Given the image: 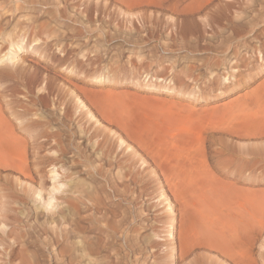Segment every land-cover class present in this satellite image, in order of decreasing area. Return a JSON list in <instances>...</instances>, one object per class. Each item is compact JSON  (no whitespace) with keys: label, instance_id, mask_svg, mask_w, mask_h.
<instances>
[{"label":"rangeland","instance_id":"rangeland-1","mask_svg":"<svg viewBox=\"0 0 264 264\" xmlns=\"http://www.w3.org/2000/svg\"><path fill=\"white\" fill-rule=\"evenodd\" d=\"M78 1L48 0L47 3L43 4V0H38L35 2H40L39 4L42 3L41 5L37 3L36 6L34 2L31 4V6L34 5L31 12H23L24 15L21 13L24 17L31 16L33 18L35 24L33 25V21L31 23L34 27H43L44 24H50L51 26H49L53 27L51 29L49 27L50 30L47 25H44V27L47 26L50 32L56 29L52 34L47 32V36L52 35L49 40L53 45L61 40V46L55 45L53 47L56 50L53 56L54 59L50 58V61L47 62L40 54H18L21 61L26 62L30 66L29 69L33 73V76L38 74L41 77L43 76L41 82L38 84L39 86L37 85L33 90V95L25 97L24 94H20L19 98L23 99L26 103L28 101L33 103L37 98L36 96L40 98L41 96L49 97L48 102H40L42 106L38 103L40 104L39 106H31L30 109L34 113H32L33 115L40 116V118H37L43 121L48 119L47 122L51 124L49 127L52 126L49 130L54 133L56 132L55 137L57 139H50L45 144L46 151L41 152L43 155L46 153L45 155L52 158L53 162L42 163L43 167L39 166V168H44L43 171L41 170L39 173L34 171L33 165L35 162L30 157V161L27 164L31 167H28V171L29 169L32 171L30 179L28 177L25 178L26 176L20 173H17V175L10 172L12 176L10 173H3V175H8L9 181H4L0 188H7L8 186L4 185L6 182H8V185H13L16 181L17 185L15 183L14 185L17 186L15 189L17 196L15 193H13L14 195L11 194L12 191L9 192L7 190L10 187L5 191L2 189L4 196L9 197V193L10 196L12 195V198H8L11 204L4 197L9 203L5 204L7 202L3 198V209L5 211L2 212L3 217L0 221H3L2 223L7 225V229L8 227H10L9 230L13 229V233L16 234L17 232L16 236L13 234V238L11 237V244L15 241L14 237L17 241L19 239L18 242L16 241L18 245L15 242L17 246L14 244L12 247V249L16 248L13 253L14 255L12 254L13 257L10 255L8 260L6 258L3 259V264H69L71 261L74 264L76 260L74 257L75 255L77 256V251L74 249V251L68 252L70 250L69 247H72L71 244H67L64 238V240L60 239L63 237L60 230L64 228V220L61 226V221L59 223L55 221L51 225L49 224V215L52 216V213L49 211L50 209L47 210L49 211L47 214V211L43 207L40 208L43 200L38 202L40 200L38 197H35L37 196L35 193L40 188L42 191H45H43L44 194L46 193L44 196L39 191L41 192L42 199H49L53 192L54 197L52 196L51 198H54L53 201L57 198L56 204L60 200H62L63 206L68 204L67 208L71 209L60 205V208L59 206L58 208L55 207L57 210H53L52 212L56 214V211H58L59 214L61 213L64 216L65 211L68 212L69 210L68 217H70L71 225L74 222V226L77 222L76 225L78 227L76 225L74 227L79 228V231L80 228L85 230L93 227L94 224L92 222L98 218L103 223H100V225H105L107 222L101 220L102 218L100 219L103 216L104 210L108 209L107 211L115 215L116 220L120 218V213L125 209L128 210L130 216L128 223L129 235L132 240L141 242V247L144 249L142 254H132L128 259V264H155L159 261V255H156V253L162 254L161 251L165 250L166 247L162 246L156 249V252L153 250L154 248L152 249V243L148 242L154 240L156 244L162 242L164 237H167L164 233L167 231L166 229L169 230L171 224L169 220L172 217H169L171 213L166 211L168 210L166 208L168 204L172 206L173 215L176 216L175 219L177 220H175L174 224L176 234L173 237L172 235L168 236L166 243H173L175 244V248L177 247L176 250L178 249L180 243L178 231H181L182 227L183 230L188 228L190 214L187 210L181 209V202L177 199V194L175 195L174 192L182 187L189 188V184L188 186L185 184L190 181L193 172L199 170L200 167L203 169L206 167L214 176L221 180L223 179L224 185L228 184L226 186L228 191H230V188L232 192L234 191L233 193H238L236 202L240 198L241 200L242 198L245 199L242 195L244 191L248 194V197L249 191H251L250 196L255 198L257 203L264 208V200L262 201L264 199V145H262L264 144V126H261L256 131V134L253 135V131H250L252 129L249 123L239 117L243 113L261 114V110L253 104L251 95L255 90L264 86V0H200L202 5L206 6L207 4L205 12L214 10L215 8L218 12L219 9L221 11L222 8L224 9L222 14H220L221 11L219 12L222 19L219 18V15L218 17H212L210 21L212 24L210 23L209 26L202 29L195 28L187 16L183 17L171 10L174 8L173 6L183 8L194 5L199 0ZM209 6L211 7L208 8ZM44 9L47 12L53 11L54 13H50L57 16L52 14V16L41 17L43 11H45ZM60 13L64 15H59ZM65 13L68 15L66 16ZM214 19L215 21H213ZM19 20L21 22L23 18ZM174 21L177 25L174 24ZM170 23L174 24V27ZM236 23L241 25L238 26L239 24ZM185 25L192 34L188 33ZM18 29L17 31L20 30ZM22 30L25 31L26 29L21 28L20 33L23 32ZM203 30L206 33H203ZM39 31L40 29L37 32ZM31 33L28 34L31 37L29 38L34 39L33 32ZM57 33H60L61 36L59 37ZM34 34L37 35H35V39H38V45L43 44L44 39L45 41L47 40L42 34ZM40 36L43 37V41L42 37L39 38ZM48 42L47 40L45 43ZM61 47H64V51H57ZM90 48H92V52L89 50ZM94 48L98 51L97 55L93 52ZM81 54L86 57L80 56ZM87 58L92 61L88 62ZM98 78L103 79V81L97 82L96 79ZM46 81L50 84L46 83ZM43 85L47 88L46 92L41 90L43 89ZM59 92H62V94ZM48 93H50V96ZM60 96L62 97L60 98ZM71 96L74 101H71ZM52 98L54 99L52 100ZM78 98L82 104L79 103ZM61 102H63L62 105ZM57 106L59 107V112L58 110L56 111L58 109ZM53 107L56 108L54 114ZM47 108L49 110L51 108L52 112L49 113L50 111H47ZM62 108L65 110L68 108L69 110L65 111ZM239 108L244 111H241ZM35 109L37 112H35ZM16 110L22 112L25 109L17 106ZM31 112L29 111V115ZM64 115L68 116V118ZM56 116L58 119L63 116L62 119L66 122L58 120ZM53 118L56 121L52 120ZM238 120L240 122L242 120V122L240 123ZM243 122L247 124L245 125ZM240 126L244 128L242 129ZM232 132H234L233 135H231ZM58 133L59 137L63 138V142L61 139H58ZM19 135H23L27 141L32 138L28 133L21 132ZM177 169L181 171H178V174L180 173L179 176L182 173H187L189 170L188 176L190 177L187 176L188 179L185 178L186 174L185 176L182 175V178L176 177L178 175L176 174ZM190 171L192 175H189ZM166 173L170 174V176ZM33 176L35 177L33 178ZM166 177L171 179L168 180ZM32 178L36 180L33 182ZM53 178L57 179V182L54 181L56 182L55 184L53 183ZM13 179L18 180L14 181ZM183 181L185 184L183 183L180 186L179 184ZM174 182L177 183L175 184ZM60 183L63 185L61 184L62 189L58 190V193L57 191H50L51 187L53 190V186L56 185L58 187ZM40 184L41 186L43 185V189L39 187ZM124 184L126 185L123 188ZM23 189L25 190L23 191ZM88 189L94 192H90ZM46 190L49 191L47 192ZM73 190L75 195L73 194L74 192L72 193ZM78 190L80 191L76 192ZM88 191L89 194L92 193L94 195L92 196L91 194L88 197ZM157 191L161 194L159 193L158 195ZM70 193L71 196L69 195ZM79 193L85 195V198L81 196V198L83 197L82 199H85L84 201L91 197L92 199L97 197L98 200L96 201L95 199L93 203H100V208L96 204L99 208L98 213H100L94 215V212L91 210L93 203L91 205L87 201L82 208H85V204L86 206L88 205L89 212L81 210L78 206L79 209L77 207L78 204L74 205V207L73 204L76 202H73L74 200L69 201L68 199L71 197L72 199L76 198V196L80 195ZM31 194L34 195L32 196ZM253 194L261 196V198L257 199ZM64 196L69 197L67 201ZM166 197L168 198L166 199ZM186 197L189 198L191 196L187 193ZM16 198L19 201H16ZM13 199L15 200L13 201ZM11 200L15 203L19 202V204H13ZM21 200L25 203L23 205L28 204V207L24 206L21 208L23 203ZM56 204L54 203L53 205L56 206ZM162 204H165V206ZM79 205L81 204L79 203ZM7 206H10L11 209L7 210L9 208ZM14 206L22 210L17 209L16 211ZM76 207L80 211L75 209ZM30 210L31 213H29ZM72 210L74 212L76 210V212L74 213ZM18 211H23V214H20L17 223H13V217L19 213ZM26 211L27 216L24 213ZM81 211L84 212L81 214ZM262 211L264 210L262 209ZM154 212L157 216H154ZM71 214L74 217L78 215V218L75 217L73 219ZM90 214H93L96 218L94 217L93 220L90 218ZM46 215H48L47 218H45ZM258 215L261 217H258L261 221L257 219L258 224L260 222L263 224L260 223L259 227L256 224L258 232V234L256 233L257 240H255L256 244L252 245L250 250L253 256H255V264H263L264 213L260 212ZM80 217H88L86 219L88 222L80 220ZM12 218L13 220L11 221ZM54 218L55 220L57 219V217ZM45 219L49 221L46 222ZM77 219L78 221L80 220L79 224ZM26 221L30 222L27 223ZM41 221L42 224H45V222L46 225L49 224L47 227L51 225V228H47L48 230L44 229L41 226ZM33 222L35 225L32 224ZM36 224L40 225L41 228ZM55 226H58L56 229L59 228L58 231L56 230L57 232L52 231ZM260 227L263 228V231ZM76 228H72L74 232ZM53 232L59 233L58 236L62 237L57 238V235ZM74 232L73 234H76ZM18 234L19 237H22H17ZM85 235L88 237H98L97 234L89 232L85 233ZM75 236L74 239L76 240ZM74 239L72 238L71 240ZM2 240L0 241V252L4 253L11 250L8 248L9 244L6 247V242L4 241L5 245L1 246V244H4ZM71 242L74 243L73 241ZM64 243L68 246H64ZM176 250V264H189L190 262L191 264H196L193 256L185 259V261L189 260V263L184 260L181 261L182 259L180 260L179 257L180 252H176ZM196 252L201 254V251ZM102 255L109 257L112 262L115 260L108 252L102 253ZM71 256L74 257L70 261ZM212 257H215L220 264L229 263L224 262L222 257L216 255H212ZM201 258L204 259L203 256Z\"/></svg>","mask_w":264,"mask_h":264},{"label":"bare ground","instance_id":"bare-ground-1","mask_svg":"<svg viewBox=\"0 0 264 264\" xmlns=\"http://www.w3.org/2000/svg\"><path fill=\"white\" fill-rule=\"evenodd\" d=\"M35 1H38V0H0V36H4L6 34H11L13 39L16 41V48L15 49H10L8 43H5L4 41L0 40V59H2L3 61H7L9 63H11L13 65V67L9 68V67H0V186H2V183L4 181H9V178H8V175H5L6 173H20L22 174L23 176H26L25 178H31L32 176V171L31 169H29L28 171V167L29 165L28 164V161H30V157L33 159V161L35 162L34 163V168H35V172L39 173V171H43V169H40L39 166H42L41 165L42 163H53L52 162V158L48 157V155L46 156L45 154H41V152H44V150L46 151V143L48 141H50V139L52 140L53 138L57 139L55 136H56V132H52L49 130V122L46 121H43L40 118V116L38 115H33L34 113L31 112L32 110L30 109L31 106H34V105H40L41 101L42 103L45 101V102H48V98L49 97H38L36 96L37 100L35 99L33 101V103L31 102H25L23 101V99L21 100L19 98V95L20 94H24L25 97L26 96H29V95H33V90L35 89V87L41 82V77L39 74L38 75H34L33 76V73L31 72V70L29 69L30 66L24 62V61H21V59L19 58V55L18 54H21V53H32V54H40L43 59L47 61H50V58L52 59L53 56L55 55V52L56 50L53 48L55 45L56 46H61L60 45V41H58L57 43H55V45H53L51 42H50V38L52 35H49L47 36V32L49 33H53L56 31V29L53 30V32H50L49 30L53 27H50L51 25L50 24H44V25H47L48 26V29L50 27V29L48 30L47 29V26L44 27H34L32 26V21H33V18L31 16H27V17H24V13L23 12H27V11H32V8L34 7L31 6L32 3H34ZM46 1V2H45ZM54 1V0H53ZM78 1V0H77ZM202 1V0H201ZM200 0L196 2V4L194 5H189L187 7H183V8H179V7H175L173 6L174 8H172L171 10L175 13H177L178 15H182L183 17L184 16H187L189 19L188 20H191L192 23L194 24V27L195 28H199V29H202V28H205L206 26H209V24L212 22H210L212 20V17H218L219 15V12L221 11L219 9V12L216 11L215 9L214 10H211V11H208V12H205L206 11V7H207V4L206 6L202 5V2ZM43 4L47 3L48 0H43ZM79 2V1H78ZM90 2V1H89ZM36 3V6H37V3L39 4L40 2H35ZM42 4V3H41ZM39 4V5H41ZM87 4V3H86ZM89 4V3H88ZM204 4V3H203ZM213 4V3H212ZM221 4V3H220ZM58 5V4H57ZM84 5V4H83ZM217 5V4H216ZM225 5V4H224ZM70 6V5H69ZM72 6V5H71ZM85 6V5H84ZM92 6V5H91ZM67 7V6H66ZM65 7V8H66ZM211 6H209L208 8H210ZM226 7V6H225ZM224 7V8H225ZM59 8V7H58ZM73 8V7H72ZM214 8V7H213ZM43 9V8H42ZM49 9V8H48ZM212 9V8H211ZM45 10V9H44ZM70 10V9H68ZM73 10V9H72ZM57 11V10H56ZM65 11V9H64ZM67 11V10H66ZM222 11H224V9L222 8ZM222 11L220 14H222ZM50 12H53V11H49L47 12V10L43 11L41 17H47V16H52V14L54 13H50ZM58 12H61V11H58ZM205 12V13H204ZM23 15H22V14ZM56 13V12H55ZM68 13V11H67ZM71 13V12H70ZM203 13H204V16H203ZM28 14V13H27ZM26 14V15H27ZM64 15L63 13H60L59 15ZM66 14V13H65ZM31 15V14H30ZM54 15V14H53ZM68 14H66L67 16ZM80 15V13H79ZM78 15V16H79ZM202 15V17H201ZM20 16V17H19ZM54 16H57L56 14ZM77 16V17H78ZM220 16V15H219ZM59 17V16H58ZM57 17V18H58ZM82 17V16H81ZM91 17V16H90ZM23 18V20L20 22L19 19ZM79 18V17H78ZM77 18V19H78ZM89 18V17H88ZM221 18V16L219 17ZM36 19V18H35ZM34 19V20H35ZM81 19V18H80ZM92 19V18H91ZM216 19V18H215ZM215 19L213 21H215ZM222 19V18H221ZM79 20V19H78ZM171 20V19H170ZM218 20V19H217ZM169 21V20H168ZM172 21V20H171ZM182 21V20H181ZM222 21V20H221ZM35 21H33V25L35 24L34 23ZM46 23V22H45ZM176 22L174 21V24ZM183 23V22H182ZM172 24V23H170ZM172 24V27H174ZM190 24V23H189ZM192 24V25H193ZM217 24V23H216ZM222 24V23H221ZM236 24H239V23H236ZM235 24V26H236ZM38 25V24H37ZM50 25V26H49ZM169 25V24H168ZM177 25V24H175ZM187 25V24H186ZM185 25V26H186ZM241 24H239L238 26H240ZM42 26V25H41ZM188 26V25H187ZM187 31L188 33L192 34L191 31L189 32L188 28ZM191 26V25H189ZM237 27V26H236ZM21 28H23L25 31H23L22 33H20V30ZM40 31L37 32L39 29ZM55 28V26H54ZM57 28V27H56ZM191 28H193L191 26ZM209 28V27H208ZM17 29L19 31H17ZM37 29V31H36ZM59 29V28H58ZM183 29V28H182ZM190 29V27H189ZM206 31V29H204ZM203 30V33L205 32ZM209 30V29H208ZM211 30V29H210ZM186 31V30H185ZM194 32V30H192ZM197 31V30H196ZM202 31V30H200ZM33 32V36H34V39H30L31 37L28 35L29 33ZM34 33H38V34H42V36L44 35L45 38L49 41L48 43H45V39H44V43L45 45L42 46L43 44H41V42L43 41V37L40 36L39 38L42 39V41L40 42L41 45H38V39L36 40V34ZM197 33V32H196ZM195 33V34H196ZM199 33V31H198ZM202 33V35H204ZM206 33V32H205ZM32 34V33H31ZM30 34V35H31ZM59 34V37L61 36L60 33H57V35ZM110 34V33H109ZM201 34V33H199ZM28 35V37H27ZM36 35V36H35ZM180 35V34H179ZM39 36V35H38ZM110 36V35H109ZM30 37V38H29ZM107 37V35H106ZM27 38V39H26ZM203 38V37H202ZM213 38V37H212ZM57 39H59L57 37ZM200 39V38H198ZM197 41V39H195ZM63 45V44H62ZM95 45V44H94ZM81 46V45H80ZM89 46V45H87ZM92 47V46H91ZM96 47V45H95ZM66 48V47H65ZM85 49V48H84ZM51 50H53L51 52ZM64 51V47H61L59 48L57 51ZM87 50V49H86ZM91 52H92V48L89 49ZM60 51V52H61ZM82 51V50H80ZM50 52V53H49ZM90 52V53H91ZM93 52L98 53V51L94 48L93 49ZM106 52V51H105ZM64 53V52H63ZM31 54V55H32ZM61 54V53H60ZM80 54V53H79ZM78 54V55H79ZM84 54V53H83ZM83 54H81L80 56H82ZM107 54V53H106ZM64 55V54H62ZM85 55V54H84ZM83 57L85 58L86 56ZM89 56V55H88ZM80 58V57H79ZM78 58V59H79ZM94 58V57H93ZM54 59V58H53ZM72 59V58H71ZM56 60V59H55ZM61 60V59H60ZM76 60V59H75ZM75 60H74V64H75ZM88 62H91L92 60H90L89 58L86 59ZM53 61V60H52ZM34 62V61H33ZM49 63V62H48ZM52 63V62H51ZM55 63V61H54ZM56 63H58V61H56ZM67 63V62H66ZM77 63V62H76ZM51 65V64H50ZM89 66V65H88ZM91 66V65H90ZM34 68V67H33ZM65 69V68H64ZM47 70V69H46ZM45 70V71H46ZM44 71V70H43ZM73 71V70H72ZM185 74V73H184ZM95 78V77H94ZM227 80V79H226ZM97 82H102L103 79H96ZM95 81V82H96ZM48 81H46L47 83ZM45 83V84H46ZM49 83V82H48ZM50 84V83H49ZM262 84V83H261ZM53 85V84H52ZM39 86V85H38ZM263 86V85H262ZM59 89V87H58ZM41 90H44L45 92L47 91V88L45 85H43V89ZM49 90H50V86H49ZM48 90V91H49ZM253 90V88H252ZM39 91V90H38ZM61 91V90H60ZM41 92V91H40ZM39 92V93H40ZM43 92V91H42ZM37 93V92H36ZM44 93V92H43ZM51 93V91H50ZM48 93V95L50 94ZM60 94H62V92H59ZM53 94V93H52ZM51 94V96H52ZM65 94V93H63ZM72 94V93H71ZM249 94V93H248ZM252 94V93H250ZM34 95H38V94H34ZM50 96V95H49ZM59 96V95H58ZM64 96V95H63ZM68 96V95H67ZM73 96V95H72ZM72 96L70 97L72 99ZM75 96V95H74ZM21 97V96H20ZM24 97V98H25ZM62 96H60L61 98ZM77 97V96H76ZM251 98L253 100V104L256 106V108L260 109L261 110V114L260 113H256V114H250V113H243L242 115H240L239 117H241L242 120L246 121L247 123H249V126L251 127L252 130L250 131H253V135L256 134V131L258 129H260L261 126H264V86L260 89H257L253 92V94L251 95ZM35 98V97H34ZM57 98V96H56ZM59 98V100H60ZM66 98V97H64ZM26 99V98H25ZM24 99V100H25ZM54 98H52L53 100ZM79 99V98H78ZM27 100V99H26ZM51 100V99H50ZM58 100V101H59ZM67 100V99H66ZM57 101V100H56ZM62 101V100H61ZM71 101H74L73 99ZM77 101V100H76ZM242 101V99H241ZM250 101V100H249ZM53 102V101H52ZM67 102V101H65ZM69 102V101H68ZM40 103V104H38ZM50 103V101H49ZM77 103V102H76ZM79 103H80V99H79ZM63 104V102H61V105ZM82 104V103H80ZM45 105H47L45 103ZM51 105V104H50ZM49 105V106H50ZM54 105V103H53ZM59 106H61L60 104H57ZM17 106H21L23 109H25L24 111H17L16 110V107ZM42 106V104H41ZM55 106V105H54ZM231 106V105H230ZM58 107V106H57ZM227 107V106H226ZM43 108V107H41ZM56 108H52L53 110V114H54V111H55ZM64 109V108H62ZM68 108H66L67 110ZM240 109V108H239ZM257 109V110H258ZM36 110V109H35ZM47 111H50L49 113L52 112L51 108L50 110L47 108L46 109ZM58 110L59 112V107L58 109H56V111ZM65 110V109H64ZM62 110V111H64ZM65 110V111H66ZM69 110V109H68ZM67 110V111H68ZM241 110V109H240ZM243 110V109H242ZM241 110V111H242ZM256 110V111H257ZM29 111L31 112V114L29 115ZM42 111V110H41ZM61 111V112H62ZM244 111V110H243ZM247 111V109H246ZM37 112V110L35 111ZM46 112V111H45ZM250 112V111H249ZM240 113V112H239ZM40 114V113H38ZM59 115V114H58ZM52 116V115H51ZM65 116V115H64ZM236 116V115H235ZM31 117V118H30ZM33 117V118H32ZM39 117V118H37ZM54 117V116H53ZM63 118V116H61ZM66 118H68V116H65ZM70 117V116H69ZM237 117V116H236ZM43 118V116H42ZM47 118V117H45ZM44 118V120H45ZM57 118V116H56ZM62 118H57L58 120H63ZM71 118V117H70ZM238 118V117H237ZM54 120V118L52 119ZM57 120V121H58ZM67 120V119H66ZM70 120V119H69ZM68 120V121H69ZM232 120V119H231ZM237 120V119H236ZM241 120V122H242ZM56 121V120H54ZM67 121V122H68ZM239 121V120H238ZM50 122H52L50 120ZM64 122V120H63ZM66 122V121H65ZM64 122V123H65ZM240 122V121H239ZM240 122V123H241ZM61 123V122H60ZM246 123V124H247ZM238 124V122H237ZM243 124H245L243 122ZM245 124V125H246ZM68 125V124H67ZM65 125V126H67ZM242 127V126H240ZM247 127V126H246ZM244 127H242L243 129ZM240 129V128H239ZM66 130V129H65ZM236 130V128H235ZM68 131V130H67ZM231 131V129H230ZM229 131V132H230ZM239 131V130H238ZM240 131H242L240 129ZM246 131V130H245ZM261 131V130H260ZM28 133V135L31 138V140H26V138H24L23 135H19L20 133ZM71 132V131H70ZM68 132V133H70ZM237 132V130H236ZM228 133V132H227ZM234 132H232L231 135H233ZM243 133V132H242ZM55 134V135H54ZM238 134V133H237ZM235 134V135H237ZM246 134V133H245ZM249 134V133H248ZM259 134V133H258ZM244 135V134H243ZM242 135V136H243ZM251 135V134H250ZM263 135V134H262ZM256 136V135H255ZM258 136V135H257ZM58 139L60 140L61 137H59V133H58ZM68 137V136H67ZM70 137V136H69ZM84 137V136H83ZM81 137V138H83ZM63 139V138H62ZM61 139V141H62ZM70 139V138H69ZM84 139V138H83ZM68 140V139H67ZM61 141H59V143H61ZM69 141V140H68ZM58 142V141H57ZM63 142V141H62ZM72 142V140H71ZM70 142V143H71ZM259 142V141H258ZM261 143V142H260ZM73 144V142H72ZM71 144V145H72ZM55 145V144H54ZM67 145V144H66ZM65 145V146H66ZM70 145V146H71ZM76 145H78V143H76ZM264 145V144H262ZM68 146V145H67ZM49 147V146H48ZM59 147V146H58ZM244 147V146H243ZM60 148V147H59ZM246 148V147H245ZM61 149V148H60ZM250 149V148H248ZM254 149V148H253ZM64 150V149H63ZM246 150V149H245ZM63 152V151H62ZM61 152V153H62ZM83 152V150H82ZM95 152V151H94ZM243 152V151H242ZM241 152V153H242ZM48 153V152H47ZM51 153V152H49ZM54 153V152H53ZM97 153V152H96ZM262 153V152H261ZM264 153V152H263ZM52 154V153H51ZM92 154V153H91ZM52 155H55V154H52ZM51 155V156H52ZM252 155V154H251ZM56 157V156H55ZM88 159H89V156H88ZM91 159V158H90ZM58 160V159H57ZM161 160V158H160ZM158 161V160H157ZM57 162V161H56ZM31 164V163H29ZM46 165V164H44ZM50 165V164H49ZM48 165V166H49ZM92 165V164H91ZM31 168V167H29ZM33 168V167H32ZM94 168V167H93ZM194 168V167H193ZM202 167H200L199 170L193 172V175H192V172L189 174V175H192L191 177L188 176V172L189 170L187 171L186 174V177H190V181L188 183L185 184V180L183 182H181L179 185H183V183L185 185L188 186L189 184V188H180L178 191L174 192V194L176 195L177 199L180 200L181 202V209L183 208L185 211L187 210L190 214V224L188 223V228L187 229H184L183 230V227L181 229V231H178V236H179V247L178 249L176 250L175 248V244H168V242L166 243V241L168 240V236L172 235V237L176 234L175 232V228L174 227V224H175V219L176 216L173 215V209H172V206L170 204L167 205V209L166 210L167 212L169 211L171 213V215H169V217H171V221L169 220V222H171L170 224V228L169 230L166 229L167 231L164 233V235L166 234L167 237H164L162 240V242H158V243H154L155 241L152 240V242H148V243H152V249L155 250L157 252L156 249H159L160 247L162 246H165L166 249L161 251L162 254H157L156 255H159V261L155 264H176V255H175V250L176 252H180V260L181 261H185V259L189 256H193L194 258V262L196 264H220L219 261L216 260V258L212 257L213 256H219V257H222L223 261L224 262H229L228 264H255V256H253V254L251 253V250L250 248L252 247V245L254 246L255 243V240L256 239V233L258 234L257 232V227H256V224L257 226L260 225V222L261 220L259 218H261L258 214L260 212H263L262 209L264 210L263 206H261L259 203H257L256 199L253 198L252 196H250L251 194V191L250 194H249V197L247 196L248 194H244L243 192V197H245V199L240 198L239 201V204H238V201L236 202V197H237V194L233 193L231 191V189L229 188L230 191H228V189H226V185H224L223 183V179L221 180L220 178H217L216 176H214L210 170L206 169V167L202 170L201 169ZM185 169V168H184ZM189 169V168H188ZM192 169V168H191ZM196 169V168H195ZM94 171H98V170H94ZM167 171V170H166ZM178 171H180L179 169H177V173L178 174ZM194 171V170H193ZM100 172V170H99ZM181 172V171H180ZM183 172V171H182ZM3 173H5L3 175ZM10 173V175H11ZM31 173V174H30ZM44 173V172H42ZM94 173V172H93ZM101 173V172H100ZM55 174H57L55 172ZM167 174V173H166ZM180 174V173H179ZM176 175L177 176H179ZM185 174L182 173L183 176H185ZM18 175V174H17ZM39 175V174H38ZM54 175V174H53ZM95 175V174H93ZM98 176V174H96ZM168 175V174H167ZM182 175H180L179 177H181ZM12 176V175H11ZM10 176V177H11ZM22 176V177H23ZM40 176V175H39ZM42 176V175H41ZM96 176V177H97ZM170 176V174L168 175ZM241 176V175H240ZM35 176H33L34 178ZM95 177V176H94ZM33 182L36 180V179H33ZM154 178V177H153ZM168 178V177H166ZM165 178V179H166ZM182 178V177H181ZM180 178V179H181ZM28 179V180H29ZM171 178H168V180H170ZM176 179V178H175ZM188 179V178H187ZM12 180V179H11ZM14 181L15 180H18V179H13ZM53 180V183L55 184L57 182V179L55 180V178L52 179ZM154 180V179H153ZM183 180V179H182ZM31 181V180H30ZM56 181V182H54ZM155 181V180H154ZM167 181V180H166ZM19 182V181H18ZM32 182V181H31ZM152 182V181H151ZM171 182V181H169ZM15 185L16 184V181L14 182ZM13 183V185H8V182L4 183L5 186H8L10 188H0V219L3 217V213L5 210L3 209L4 208V202H3V198L6 197L4 196V193L3 191H5L6 189L10 192L12 191L11 194L15 193L16 195V187ZM130 183V182H129ZM155 183V182H154ZM175 183V182H174ZM177 183V182H176ZM175 183V184H176ZM20 184V183H19ZM59 184V183H57ZM62 183H60V185H58V187L56 185L53 186V190H52V187L50 188L51 192L52 191H57L58 193V190L62 189L61 185ZM114 184V183H113ZM170 184V183H169ZM53 185V184H52ZM126 184H124L123 188L125 187ZM178 185V184H177ZM175 185V186H177ZM15 186V188H14ZM113 186V185H112ZM4 187V186H3ZM21 187V185H20ZM19 187V188H20ZM28 187V186H27ZM32 187V186H31ZM39 187H42L43 189V185L41 186V184L39 185ZM23 188V186H22ZM21 188V190H22ZM69 188V187H68ZM74 188V187H73ZM162 188V187H160ZM172 188L174 189V187L172 186ZM235 188V187H234ZM2 189H4L2 191ZM34 189V188H33ZM83 189V188H82ZM114 189V188H113ZM156 189V188H155ZM172 189V190H173ZM244 189V188H243ZM19 190V189H17ZM25 189H23L24 191ZM32 190V189H31ZM37 190V189H35ZM68 190V189H67ZM72 190V188H71ZM87 190V189H86ZM90 192L92 190L88 189ZM159 190V189H158ZM162 191V189H160ZM236 190V189H234ZM41 191L43 193V191L41 190H38L35 194H37V196H35L36 198L38 197V199L40 201L38 202H41L42 200V206L40 208H44L46 210V205L49 206L48 209H50L49 211L52 213V216L49 215L50 217V223L51 225H53L55 223V221L59 223V221H61L60 223V226L62 225V221L64 220L63 223H65L63 226L64 228L61 229L59 232L62 233V236H58L59 233L56 234V232L58 231V229H56L58 226H55V228H53L52 231H56V232H53L55 235H57L56 237L57 238H60V239H65V241L67 242V244H71L72 247H69L70 250H68V252L70 251H74V249L77 251V256H78V260H77V256L75 255V259L77 260H73L74 261V264H128L129 262V258L132 254L136 255L137 253L139 254H142L144 252V249L141 247V242H138L136 240H132L131 236L129 235V226H128V223L130 221V216H129V212L128 210H124L122 213H120V218L116 220L115 218V215L110 213L109 211L107 210H104V212L102 213L103 216L100 217L101 220H104L106 221L107 223H105V225H100V223H102V221L98 219H96V221L92 222L94 225L93 227H91L90 229H81L80 228V231H79V228L77 229L76 227H78L77 222L76 224H74V226L76 225V227L73 226V223L71 225V222H70V217H68V214L70 213V211L68 210V212L65 211V208H64V211H65V214L64 216L58 211H56L57 215L54 214L52 211L54 210H57L58 206L60 208V205H62L61 201L60 200V197H59V200L60 202L58 201V203L56 204L57 202V198H55V201H53L54 198H51L52 196L54 197L53 195V192H52V196H50L49 199H42L41 198ZM47 192L49 190H46ZM69 191V190H68ZM80 190L76 191V192H79ZM82 191V190H81ZM89 191H88V194H89ZM156 191V190H155ZM174 191V190H173ZM237 191V190H236ZM238 191H240L238 189ZM19 192H21L19 190ZM45 192V191H44ZM70 192V191H69ZM74 192V190L72 191V193ZM84 192V191H83ZM94 192V191H92ZM158 192V195H159V191ZM163 192V191H162ZM172 192V191H171ZM247 192V193H249ZM255 192V191H254ZM56 193V192H55ZM81 193V192H80ZM79 193V194H80ZM155 193V192H154ZM189 193L191 197L187 198L186 197V194ZM240 193V192H239ZM7 194V192H6ZM30 194V193H29ZM44 194V193H43ZM46 194V193H45ZM44 194V196H45ZM75 195V192L73 193ZM92 194V193H91ZM91 194L88 195V197L91 196ZM161 194V193H160ZM241 194V193H240ZM14 195V194H13ZM19 195V194H18ZM32 195V194H31ZM34 195V194H33ZM32 195V196H33ZM71 196V193L69 194ZM78 195V194H76ZM94 194H92L93 196ZM99 195V194H98ZM157 195V196H158ZM245 195V196H244ZM256 195V193H255ZM253 194V196H255ZM261 195V194H260ZM8 196L9 197H6L7 201H9L10 203V200L12 198V195L10 196V194L8 193ZM17 196V195H16ZM43 196V195H42ZM73 196V195H72ZM81 196H83L85 198V195H79V196H76V198L74 197V199H72V197L70 199L67 198V196H64L66 197V201L67 199L70 201V200H74L73 202H76L73 204V206L76 204L77 207L79 206L81 208V210L83 209L82 207H84V203L89 202L90 204L93 203V201L96 199V201L98 200L97 197H93L94 199L89 198L91 199L89 201L86 200L84 201L85 199H82ZM22 197V196H21ZM21 197H19L21 199ZM25 197V196H23ZM87 197V196H86ZM161 197V196H160ZM174 197V196H173ZM242 197V196H241ZM251 197V198H250ZM257 199H260L261 196H255ZM259 197V198H258ZM264 197V196H263ZM18 198V197H17ZM16 198V201H19L17 200ZM33 198V197H32ZM168 197H166L167 199ZM239 198V196H238ZM27 199V198H26ZM25 199V200H26ZM37 199V200H38ZM65 199V198H64ZM164 199V198H163ZM5 200V198H4ZM5 200V202H7ZM15 199H13L14 201ZM23 200V198H22ZM21 200V201H22ZM24 200V201H25ZM36 200V201H37ZM153 200V199H152ZM159 200V199H158ZM264 199H262L263 201ZM12 201V200H11ZM12 201V202H13ZM26 201H29V200H26ZM65 201V203H66ZM78 201V203H77ZM161 201V200H160ZM163 201V200H162ZM165 201V199H164ZM23 202V201H22ZM100 202V201H99ZM179 202V203H180ZM264 202V201H263ZM8 202L5 203V204H9ZM15 202H13L14 204ZM19 204V202H16ZM15 203V204H16ZM56 204V206L53 204ZM61 203V204H59ZM68 203V202H67ZM72 203V201H71ZM70 203V204H71ZM79 203L81 205H79ZM11 204V203H10ZM12 204V205H13ZM25 204L24 202L22 203V207L24 206H27L28 207V204L27 205H23ZM59 204V205H58ZM69 204V205H70ZM95 204V205H94ZM98 204V207H99V204L100 203H93L92 205V208L91 210L94 212L93 214L95 215L96 213H98L99 211V208L97 207ZM21 205V204H20ZM68 205V204H67ZM67 205L63 206L62 207H66L67 208ZM154 205V204H153ZM165 206V204H162ZM160 205V206H162ZM19 206V205H18ZM30 206V205H29ZM74 206V207H75ZM9 207L7 210H10L11 207L10 206H7ZM15 207V206H14ZM13 207V208H14ZM55 207H57L55 209ZM75 208V209H78V208ZM91 207V206H90ZM179 207H180V204H179ZM12 208V209H13ZM21 208L19 207H15L16 211L17 209L20 210ZM26 208V207H25ZM39 208V209H40ZM54 208V209H53ZM73 208V207H72ZM79 208V209H80ZM161 208V207H160ZM165 208V209H166ZM24 209V208H23ZM30 209V208H28ZM35 209V208H34ZM38 209V210H39ZM62 209V208H61ZM60 209V211H62ZM67 209H71V208H67ZM78 209V210H79ZM88 205L86 206L85 204V208L83 209L85 212L86 211H90L88 210ZM6 210V211H7ZM22 210V209H21ZM74 210V209H73ZM72 210V212H74ZM154 210V209H153ZM35 211V210H34ZM47 211V210H46ZM47 211V214L48 212ZM80 211V210H79ZM83 211V212H84ZM155 211V210H154ZM163 211V210H161ZM165 211V212H166ZM13 212V211H11ZM19 212V211H18ZM23 212V211H22ZM22 212H19L17 215H14V220L13 218L11 219V221L13 223H17L18 221V218L20 216V214ZM42 212H44L42 210ZM76 212V210H75ZM74 212V213H75ZM81 211V214L83 213ZM150 212V211H149ZM157 212V211H155ZM154 212V214H155ZM14 213V212H13ZM26 214V216L28 215L27 214V211L24 212ZM31 213V210L30 212ZM63 213V212H62ZM73 213V214H74ZM153 213V211H152ZM180 213V212H179ZM178 213V214H179ZM187 213V212H186ZM23 214V213H22ZM44 214V213H43ZM42 214V215H43ZM54 214V215H53ZM78 214V213H77ZM80 214V215H81ZM93 214H90V218H92L94 220V215ZM118 214V213H117ZM140 214V213H139ZM188 214V215H189ZM72 215V214H71ZM182 215V213H181ZM10 216V215H9ZM25 216V215H24ZM25 216V218H26ZM48 215L45 216V218H47ZM73 216V215H72ZM78 216V215H77ZM75 215V217H77ZM113 216V218H112ZM118 216V215H117ZM154 216H157L156 214ZM38 217V216H37ZM54 217H57V219L55 220ZM73 216V219L75 218ZM86 217V216H85ZM167 217V216H166ZM259 217V218H258ZM24 218V217H23ZM78 218V217H77ZM88 218V217H87ZM87 218H82L80 217V220H83L84 222H88V220H86ZM96 218V217H95ZM183 218V217H181ZM180 218V220H181ZM22 219V218H21ZM37 219V218H36ZM40 219V218H38ZM42 219V217H41ZM90 219V220H92ZM259 219L260 223L258 224V220ZM7 220V219H6ZM10 220V218H9ZM23 220V219H22ZM28 220V219H26ZM79 220V221H80ZM99 220V221H97ZM111 220V221H110ZM168 220V218H167ZM36 221V220H35ZM46 222L47 219H45ZM75 221V220H74ZM78 221V219H77ZM78 221V224L80 223ZM183 221V220H182ZM187 221V220H186ZM3 221H0V224H4L2 223ZM27 222V221H26ZM30 222V221H29ZM27 222V223H29ZM46 222L45 224H42V221L40 222L41 223V226L44 227V229H47V228H51V225L50 227H47V225L49 226V224L46 225ZM83 222V223H84ZM111 224H110V223ZM166 223H168V221L165 220ZM189 222V221H187ZM10 223V222H8ZM23 223V222H22ZM44 223V221H43ZM157 223V222H156ZM11 224V223H10ZM31 224V223H30ZM34 224V222L32 223ZM103 224V223H102ZM263 224V223H262ZM261 224V226H262ZM13 225H16V224H13ZM35 225V224H34ZM38 225V224H36ZM163 225V224H162ZM181 225H183V223H181ZM39 228L40 225H38ZM73 226V227H71ZM166 226V225H165ZM25 227V226H24ZM27 227V226H26ZM81 227V226H80ZM168 227V226H167ZM259 227V226H258ZM10 227H8L7 231H0V237L2 240V242H6V247L7 245L9 244V247L11 250L9 251H5L4 253L0 252V264H3L4 260L6 258V260H8V257H10V255H12L16 250V248L12 249V247L14 246L15 242L17 241L14 237V240L13 241V244H11V237L13 238V236L17 234L13 233V229H10ZM36 228V227H35ZM72 228H76V234H73V229ZM262 228V227H260ZM19 229V228H18ZM26 229V228H25ZM27 229H29V227H27ZM37 229V228H36ZM9 230V231H8ZM15 230V229H14ZM20 230V229H19ZM23 230V229H22ZM31 230V229H30ZM38 230H41V229H38ZM48 230V229H47ZM63 230V231H62ZM260 230V229H259ZM13 231V232H12ZM16 231V230H15ZM33 231V230H32ZM45 231V230H44ZM51 231V230H50ZM49 231V232H50ZM261 231V230H260ZM262 231H263V228H262ZM46 232V231H45ZM48 232V233H49ZM74 232V233H75ZM95 233L98 235V237H88L85 235V233ZM163 232V231H162ZM24 233V232H23ZM14 234V235H13ZM25 234V233H24ZM47 234V233H46ZM50 234V233H49ZM52 234V235H54ZM51 235V237H53ZM77 238L76 240L74 239V236ZM259 236V235H258ZM17 237H19V234L17 235ZM16 237V238H17ZM22 237V236H20ZM19 237V238H20ZM50 237V238H51ZM135 238V236H133ZM163 237V236H161ZM74 239V240H71V239ZM0 239V241H1ZM54 239V237H53ZM63 239V240H64ZM160 239V238H159ZM174 239V238H173ZM176 239V238H175ZM50 240V239H49ZM147 240V239H146ZM158 240V239H157ZM172 240V239H171ZM19 241V239H18ZM17 241V242H18ZM71 241H73L74 243H72ZM170 241V240H169ZM174 241V240H173ZM3 242V243H4ZM8 242V243H7ZM16 242V243H17ZM65 242V243H66ZM175 242V241H174ZM64 243V246H68V245H65ZM177 244V242H176ZM2 245H5L4 244H1ZM18 245V243H17ZM15 244V246H17ZM70 246V245H69ZM148 247V246H147ZM1 248V247H0ZM7 248V249H8ZM73 249V250H72ZM163 249V248H161ZM6 250V248H5ZM147 250V249H146ZM1 251V250H0ZM4 251V249H3ZM159 251V252H160ZM196 251H201V254H199V252H196ZM264 251V250H263ZM108 252L109 255H111L112 257L115 258V260L110 261V258L109 257H106L104 255H102V253H106ZM205 254H204V253ZM73 253V252H71ZM75 253V252H74ZM148 253V252H147ZM68 254V253H66ZM177 254V253H176ZM215 254V255H214ZM263 254V253H262ZM14 255V254H13ZM12 255V257H13ZM16 255V254H15ZM73 255V254H72ZM68 256V255H67ZM66 256V257H67ZM201 256L204 257V259L201 258ZM72 257V256H71ZM73 257L70 259V261L73 259ZM178 257V259H179ZM259 257V256H258ZM264 257V256H262ZM192 258V260H193ZM199 258V260H198ZM206 258H208L206 260ZM210 258V259H209ZM177 259V260H178ZM190 259V258H189ZM201 259V260H200ZM221 259V258H219ZM262 259V258H261ZM264 259V258H263ZM5 260V261H6ZM69 260V259H68ZM131 260V259H130ZM72 262V261H71ZM70 262V263H71ZM76 262V263H75ZM178 262V261H177ZM185 262H188L189 263V260L188 261H185ZM257 262V261H256ZM69 263V264H70ZM184 263V262H183ZM72 264V263H71ZM178 264V263H177ZM180 264V263H179ZM186 264V263H185ZM191 264V262L189 263ZM194 264V263H193ZM223 264V263H222ZM225 264V263H224ZM264 264V263H263Z\"/></svg>","mask_w":264,"mask_h":264},{"label":"clouds","instance_id":"clouds-1","mask_svg":"<svg viewBox=\"0 0 264 264\" xmlns=\"http://www.w3.org/2000/svg\"><path fill=\"white\" fill-rule=\"evenodd\" d=\"M0 40L4 41L5 43H8L10 49L16 48V41L13 39L11 34H6L4 36H0ZM0 67H13V65L7 61H3L0 59ZM54 207V205L52 206ZM49 206L46 205V210H48ZM0 231H7V225L0 224Z\"/></svg>","mask_w":264,"mask_h":264}]
</instances>
